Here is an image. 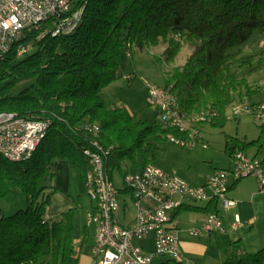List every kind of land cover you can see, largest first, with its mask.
I'll list each match as a JSON object with an SVG mask.
<instances>
[{"label": "trees", "instance_id": "16d2710c", "mask_svg": "<svg viewBox=\"0 0 264 264\" xmlns=\"http://www.w3.org/2000/svg\"><path fill=\"white\" fill-rule=\"evenodd\" d=\"M79 10L80 20L71 32L54 35L56 21L48 19L26 30L0 60V79L5 81L0 112L51 121L31 158L14 162L0 154V200L22 195L26 201V207L8 215L0 207V264H78L77 208L63 212L60 219L47 218L52 196L59 190L51 171L62 161L88 164L91 123H99L97 138L110 150L105 167L111 177L115 170L128 173L127 161L136 169L151 162L146 146L150 137L160 141L169 134L183 135L165 126L159 111L152 119H135L123 106H107L101 93L119 78L123 53L163 42L167 46L158 60L172 64L188 45L184 64L172 67L162 86L187 111L216 110L213 125L224 126L232 102L264 94L246 76L264 68V49L259 54L243 51L257 36H264V0H73L64 17ZM19 44L33 49L18 55ZM126 75L129 84L134 77ZM18 84L24 86L11 93ZM260 128L256 140H228L226 153L232 156L236 147H262L264 125ZM49 174L51 183L43 185ZM187 209L207 211L210 205H182L173 217ZM87 229L85 224V234ZM224 264H264V247L234 254Z\"/></svg>", "mask_w": 264, "mask_h": 264}, {"label": "built area", "instance_id": "2783aa9c", "mask_svg": "<svg viewBox=\"0 0 264 264\" xmlns=\"http://www.w3.org/2000/svg\"><path fill=\"white\" fill-rule=\"evenodd\" d=\"M71 8L72 5L64 6V0H0V51L6 49L15 37H21L26 30L39 28L48 19H55V29L72 26L77 11L71 17H64ZM28 50L27 45L18 46V55ZM147 86H152L149 98L159 111L160 121L167 127L183 129L175 126V94L155 83H148ZM257 105L259 112L252 117L259 122V115H264V102ZM243 115L247 114L237 112L234 117L237 119ZM260 123L264 125V122ZM46 125L47 119L19 118L16 114L10 119H0V144L18 155L26 154L38 138V130ZM172 142L181 146L201 142L208 146L203 135L194 131H187V138L173 134ZM92 144L91 156H96V163L88 165L84 180L92 203L86 224L87 227L98 225L93 246L96 264H157L156 257L164 258L162 264H188L181 248L180 229L173 223L175 209L186 202L215 199L222 200L225 207L232 206L235 201L227 197L230 183L249 176L257 179L259 190L264 192V163L236 148L232 155L234 166L214 169L207 175L204 185H192L149 162L139 171L126 173L123 176L125 187L119 189V198H112V189L118 188L113 177H106L105 159L110 150L93 140ZM92 192H101V201H92ZM130 206H133V212ZM95 213H103V220H95ZM241 225L242 221L236 215L230 229L235 231ZM226 230L222 217L217 212H209L203 225L190 228L189 233L199 236L205 232L225 233ZM151 234L154 235L153 253L135 245V240H144Z\"/></svg>", "mask_w": 264, "mask_h": 264}, {"label": "rangeland", "instance_id": "374dc122", "mask_svg": "<svg viewBox=\"0 0 264 264\" xmlns=\"http://www.w3.org/2000/svg\"><path fill=\"white\" fill-rule=\"evenodd\" d=\"M166 46L167 44L163 42L156 46H146L144 48L134 46L131 55L123 53L122 63L118 73L119 78L104 88L101 93L108 107L114 104L123 106L135 119H152L155 116L158 109L151 105L147 84L155 83L161 86L164 85L167 72L174 66L184 64L190 53L189 46L184 44L174 63L162 64L158 60V57L162 58ZM31 49L33 47L29 45V50ZM262 49H264V36L259 35L255 40L249 42L243 48V51L246 54H259ZM235 67L237 68V64H235ZM128 73L133 74L134 77L129 84L125 79V75ZM246 76L252 86L258 89H264V68L258 72L248 73ZM4 82V80L0 79V88ZM23 83L26 84L27 82ZM23 86V84H18L11 90V93H18ZM249 100L257 102L264 101V94L254 95ZM260 126H262L261 123L255 121L251 115H243L237 119H228L223 127L211 123L203 124L200 129L204 141L208 143L206 147L201 142L193 146H181L169 139L159 141L150 137L148 144H146L149 149L148 158L154 164L176 174L180 178L194 183L197 178L201 179L200 177L211 174L216 168L230 169L228 168L230 163L233 167L234 161L225 151L228 140L236 141L234 138L241 140L247 139L249 141L255 140L260 135ZM263 139L264 135L262 141ZM143 160V157H138L139 162L142 163L144 162ZM69 165L70 172L68 176H70L71 185L69 193L72 194L77 204L75 244L77 253L79 254L78 264H95L94 259H91L85 251L93 242L92 228L87 229V234L84 233L87 212L92 207L84 180V174L89 170V166H77L71 162H69ZM124 166L129 172L136 171L135 166L130 161H127ZM113 181L118 189H124L123 174L119 170L113 172ZM50 183L51 174L43 180L42 184L48 185ZM246 183L245 189L256 186V180L252 177L247 178ZM242 192L244 193V198L242 199H247L245 196L247 191L243 190ZM13 197L14 195H10L8 198L0 200V207L6 215L26 207L24 196L21 195L18 199H14ZM120 198L123 199L124 196L121 195ZM205 203L191 202L193 205H205ZM244 204L246 206L242 210H239V212L243 216H246L243 220L250 223L245 224L244 227H241L237 231L228 229V234L224 236L220 232H216V238H213L214 242L219 244L226 254L236 253L237 251L255 253L264 247V199H261L258 203L255 201L251 202L250 199H247V203ZM218 205L221 210L224 209L222 200L218 202ZM130 210L133 212V206H130ZM194 217L202 219L204 213L183 210L178 221V226L186 229L200 227L203 222L196 221ZM205 233L201 237H193L187 234L188 240H192V244H194V249H204L210 237L209 233ZM86 235L88 236L86 237ZM151 237L152 235L149 236V239ZM149 239L135 240L134 243L138 246H149L148 253H153L154 249ZM183 239L182 237V246L185 245ZM186 252L189 257V260H187L188 263L193 264L196 261L195 258L198 257H194L196 255L191 252ZM193 252L196 253V251Z\"/></svg>", "mask_w": 264, "mask_h": 264}, {"label": "crops", "instance_id": "0c3cea01", "mask_svg": "<svg viewBox=\"0 0 264 264\" xmlns=\"http://www.w3.org/2000/svg\"><path fill=\"white\" fill-rule=\"evenodd\" d=\"M254 102H257V101H254ZM260 129L262 131V128H260ZM263 130H264V128H263ZM260 134H261V132H260ZM245 140H247V139H245ZM247 141H249V140H247ZM263 143H264V139H263ZM232 146H234V144ZM236 146H238V144H236ZM244 151L249 156L255 157L264 163V145L262 147H258V145H251V146L246 147L244 149ZM230 157L233 160L232 156H230ZM151 163H153V162L151 161ZM69 166H70L69 162L62 161V162L55 164L52 167V172H53V181L52 182H53V185L56 188H58L59 190L56 193H54L52 196V202H51V205L49 207V211H48V215H47V218L50 220L60 219L63 212H65L71 208H77V204H76L75 199L72 197V194L69 193L70 192V186H71L70 185V176H68L69 172H70ZM159 167H161V166H159ZM228 168H232L231 163L229 164ZM141 169H142V167L139 169H136V171H139ZM206 177H207V174L204 175V177H200L201 179L197 178L194 183L189 182V181L188 182L192 185H204V184H206ZM249 177H252V178H254V180H256V186L245 189L244 187L246 186V184H247L246 181H247V178H249ZM249 177H244V178H241L238 180H233L230 183V187H229V190L227 192V197L229 199L235 201V204L232 206H229V207H225L223 204V208H224L223 210L225 211L224 213H223V210H221L219 208L218 202L220 200H217V199L212 200L211 203H210V201H206L205 205H193V204H191V202H186L184 205H192V206H197V207H206V206L210 205V209L207 211H204L202 209H198V210L187 209V210L192 211V212L204 213V217L202 219H200L198 217H194L196 221L199 220V221H202L203 223L206 220V217H207L209 212H217L222 217V219L225 223V227L227 228L225 233L220 232V234L222 236L228 234V229H230V223L234 220L235 216L238 215L240 220L242 221V225L237 229V230H239L241 227H244L245 224L250 223V222L244 221L243 219H244V217L246 218V216H243L239 212V210H242V208L246 206L245 204L243 205V203H247V199H250L251 202L255 201L256 203L260 202L261 199H264V192H261L259 190L257 179L253 176H249ZM235 189H236V191H234ZM243 190L247 191L245 194L247 199H244V200L242 199V198H244V193L242 192ZM181 212L178 214V216L176 218L173 217V223L175 226H177L180 229L181 248H182V252H183L186 260H189V257L187 256L186 251L191 252L192 254L196 255L194 257H198V258H195L196 261L193 264H224L225 261L228 258L232 257L234 254L243 253V251L242 252L237 251L236 253L233 252L232 254L224 253L223 250L221 249V246L219 244H216L213 240V238H216L215 233L218 231L207 232V233H209L210 237H209L207 244L204 246V249H202V250L194 249L195 247H194V244H192L193 243L192 240H188V237H187V234H189L190 236H193L189 233L190 228L186 229V228H180L178 226V221H179ZM237 230H235V231H237ZM204 234H206V233H203L201 235H204ZM151 235H152L151 239H149V237H147L144 240L149 239L151 242V245L153 246V249H154V235L153 234H151ZM201 235L193 236V237H201ZM182 237L184 238L183 240L185 241V245L183 244L184 246H182V241H181ZM94 243H95V237H94V233H93V242H92L91 246L89 248H87L85 251L89 254V257H91V259H94L93 261L96 264V259L93 255ZM143 247L145 248V250L147 252L150 249L149 246H146V245H144ZM193 251H196V253H194ZM155 261L157 264H162L164 262V258L156 257Z\"/></svg>", "mask_w": 264, "mask_h": 264}, {"label": "bare ground", "instance_id": "6f19581e", "mask_svg": "<svg viewBox=\"0 0 264 264\" xmlns=\"http://www.w3.org/2000/svg\"><path fill=\"white\" fill-rule=\"evenodd\" d=\"M71 5H73V0H64V6H71ZM81 14H82V10L77 11V17H75L74 20H72V26H65V27H60V29H55L53 34L58 35L61 33L71 32L76 27L78 21L80 20ZM22 36L23 35H21V37ZM21 37H15V39L9 41V45L6 46V49H1L0 60L3 59L4 55L12 49L15 42ZM18 46H26V45L19 44ZM17 53H18V47H17ZM127 54L131 55L130 52H128ZM125 78L128 79L130 78V76H126ZM148 92L149 94L152 93V86H148ZM150 101H151V105L153 106V100L150 99ZM259 102H264V101H259ZM241 103H245V105H241ZM257 104L258 102H254L249 99L237 100L231 103L228 108L229 109L228 119H236L234 115L237 112H243V114L257 116V112H259V105ZM175 106H176V108H174L175 126L179 128H183V129H176L181 134H183L182 136H177L180 138H187V131H194L202 135L200 127L203 124L213 122L215 118L218 116L217 111L209 107L197 111H187L180 105L177 97H175ZM13 114H16V116H18L19 118H30V116H23L18 114L17 112L2 111L0 112V119H10L11 116H13ZM259 122H264V115H259ZM50 126H51V121L47 119L46 127L38 130V138L35 139V142L32 143L31 146H29V151L26 152V154L18 155V153H13L12 150L6 149V147L2 146L1 144H0V154L3 155L8 160L14 162L31 158L35 150L39 146V144L47 135ZM89 127H91L89 128V130L93 133L92 135L93 142L97 144H102L97 138V136L100 135L101 132L99 123L97 122L91 123ZM168 139L173 141V134H169ZM85 153L89 158L87 165L95 164L96 156H91V148L85 150ZM106 177H111V175L107 172V170H106ZM112 198H119V189H112ZM92 201H101V192H92ZM95 220H103V213H95ZM88 228H92L94 237H96V235L98 234V225H89Z\"/></svg>", "mask_w": 264, "mask_h": 264}]
</instances>
